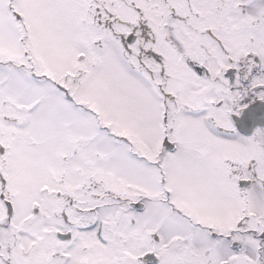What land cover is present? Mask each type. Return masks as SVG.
<instances>
[{"label":"snow or ice","instance_id":"6c2138e0","mask_svg":"<svg viewBox=\"0 0 264 264\" xmlns=\"http://www.w3.org/2000/svg\"><path fill=\"white\" fill-rule=\"evenodd\" d=\"M0 264H264V0H0Z\"/></svg>","mask_w":264,"mask_h":264}]
</instances>
